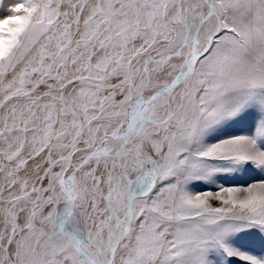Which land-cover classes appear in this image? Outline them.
<instances>
[{"label":"snow or ice","instance_id":"snow-or-ice-1","mask_svg":"<svg viewBox=\"0 0 264 264\" xmlns=\"http://www.w3.org/2000/svg\"><path fill=\"white\" fill-rule=\"evenodd\" d=\"M0 264H264V0H0Z\"/></svg>","mask_w":264,"mask_h":264},{"label":"rangeland","instance_id":"rangeland-1","mask_svg":"<svg viewBox=\"0 0 264 264\" xmlns=\"http://www.w3.org/2000/svg\"><path fill=\"white\" fill-rule=\"evenodd\" d=\"M240 179H247V177H241Z\"/></svg>","mask_w":264,"mask_h":264}]
</instances>
